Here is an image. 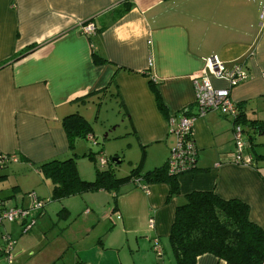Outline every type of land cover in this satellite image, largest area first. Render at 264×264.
<instances>
[{"label":"crops","instance_id":"0c3cea01","mask_svg":"<svg viewBox=\"0 0 264 264\" xmlns=\"http://www.w3.org/2000/svg\"><path fill=\"white\" fill-rule=\"evenodd\" d=\"M254 7L234 0H0V152L18 159L0 171V199L26 206L34 193L48 202L27 234L19 224L0 225V264L4 232L17 242L13 264H173L166 251L175 210L193 192L246 204L264 232V136L252 139L254 166L235 164V123L215 111L194 123L195 168L176 178L177 195L166 183L148 184L147 192L128 183L114 193L51 201L52 185L38 173L41 164L73 154L80 179L94 180L80 140L96 146L98 136L139 151L142 173L164 166L175 146L170 120L197 115L192 77L213 57L226 68L241 65L246 80L230 98L247 120L264 121V31ZM87 23L95 28L90 36L80 29ZM108 98L116 113L101 120ZM73 114L90 124L93 141L76 139L70 150L62 120ZM118 129L122 135H112ZM62 209L72 224L87 225L71 233L57 217ZM195 264L227 263L204 254Z\"/></svg>","mask_w":264,"mask_h":264},{"label":"trees","instance_id":"16d2710c","mask_svg":"<svg viewBox=\"0 0 264 264\" xmlns=\"http://www.w3.org/2000/svg\"><path fill=\"white\" fill-rule=\"evenodd\" d=\"M127 9L128 7L124 11ZM30 51L31 49L24 50L17 59ZM156 99L161 108L158 95ZM236 108L237 117L233 121L242 127L247 143L244 154L251 157V166H254V159L259 156L252 153V139L264 136V121L247 120L240 112L239 105ZM62 128L69 140L70 150H73L76 139H92L89 135L90 124L78 114L65 117ZM72 156L62 161H49L38 167L39 175L52 185L51 201L98 191L114 193L128 183L141 189L148 184L166 183L170 186V194H178V176L168 175L166 164L142 173L141 160L128 176L117 178L115 166L109 160L105 158V166H100L97 162L98 156L88 152L82 158L94 165L95 177L92 181H83L77 173L75 158ZM182 199V203L176 207L168 236L173 264H195L197 257L204 254L215 256L227 264H264V232L249 220V208L246 204L238 200H222L212 192H193L184 195ZM57 217L60 220L68 219V212L62 209Z\"/></svg>","mask_w":264,"mask_h":264},{"label":"built area","instance_id":"2783aa9c","mask_svg":"<svg viewBox=\"0 0 264 264\" xmlns=\"http://www.w3.org/2000/svg\"><path fill=\"white\" fill-rule=\"evenodd\" d=\"M258 21L260 30L264 31V6L260 10ZM80 29L83 34L88 36L95 33V28L91 23L81 26ZM210 77L224 81L226 88H214L211 85ZM262 77H264V74H262ZM245 80L246 74L240 64H235L232 68H226L216 57L207 59L203 70L192 77L194 104L198 113L193 116L184 114L177 121L170 120L171 132L175 136V146L170 150L166 163L168 175L177 177L189 173L195 168L196 150L192 130L198 117L210 111L231 118L237 117V108L235 103L232 102L230 94L235 87ZM89 140L93 141L90 138ZM233 142L235 145V151L232 155L233 162L237 165L251 166V157L244 154L247 144L245 135L242 127L236 123L233 125ZM17 160L15 155L0 152V171L8 165L18 162ZM97 162L100 166H105L106 159L100 154L97 157ZM143 190L147 192L145 187H143ZM26 197L28 198V204L19 207L11 206L8 201L0 199V225L18 223L23 234L29 233L36 227L46 202L37 199L34 193H28ZM149 227L153 228L152 219L149 221ZM1 240L3 264H13V250L17 242L7 233L1 235ZM152 250L156 256H162L158 241L153 242Z\"/></svg>","mask_w":264,"mask_h":264},{"label":"rangeland","instance_id":"374dc122","mask_svg":"<svg viewBox=\"0 0 264 264\" xmlns=\"http://www.w3.org/2000/svg\"><path fill=\"white\" fill-rule=\"evenodd\" d=\"M234 1H236V3L239 6H243V5L246 6L247 3L251 7H253V5H254L255 7L258 6L260 9L262 8V6H264V0H234ZM115 109H116V104H115L114 100L108 98L105 101V103L102 105V111H101V118L100 119L104 120L106 118L107 119L109 118L112 120L114 114L116 113ZM106 112H108V115H106ZM79 113L81 114V112H79ZM88 116L91 117L92 114L89 112ZM96 129H97V131H99L98 128H96ZM112 135H114V136L115 135H122V129H118ZM110 137H111V135H110ZM106 140L102 139L100 136L96 137V142H97L96 146L92 145L91 143L86 142L85 140H80V142L83 143V145L85 147V151H86L85 153H87L89 150L92 153L101 152L102 155L107 160H109V162L112 158H117V159L122 160L121 158L123 157L124 158L123 162H121L118 166H115V175L117 178H123V177L128 176L129 173L133 169L138 167V162L141 161V155L139 154V151H137V150L132 151L130 149L126 150L127 142H125L123 139L113 140V138H108ZM234 151H235V145H234ZM128 161H131V165L128 164ZM82 164H84L86 167H88L89 170H91L94 167V165L90 161H88L87 159H84V162ZM143 171L144 170H142V172ZM41 201L46 202V200H41ZM46 204H48V203H46ZM75 221L76 220H74L73 218L68 217L67 222L64 225L67 229H70L71 233L75 230L77 231L78 227L83 228L87 225V224H84L82 221H78V223L72 224ZM14 253H15V251H14ZM166 254H168V257L172 258L169 247H167ZM63 263H65V262H63Z\"/></svg>","mask_w":264,"mask_h":264},{"label":"water","instance_id":"95a60500","mask_svg":"<svg viewBox=\"0 0 264 264\" xmlns=\"http://www.w3.org/2000/svg\"><path fill=\"white\" fill-rule=\"evenodd\" d=\"M110 163L113 165V166H118L120 163H121V160L117 159V158H112L110 160Z\"/></svg>","mask_w":264,"mask_h":264}]
</instances>
